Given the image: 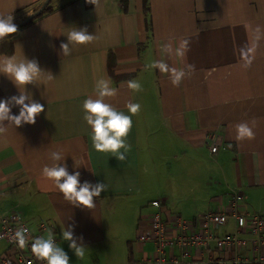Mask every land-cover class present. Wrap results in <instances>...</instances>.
<instances>
[{
	"label": "crops",
	"instance_id": "0c3cea01",
	"mask_svg": "<svg viewBox=\"0 0 264 264\" xmlns=\"http://www.w3.org/2000/svg\"><path fill=\"white\" fill-rule=\"evenodd\" d=\"M43 2L0 0V16L31 13ZM74 28H87L95 39L87 45L70 44V54L64 55L61 44L68 43L67 34ZM168 41L174 47L184 41L185 62L193 66L179 87L158 69L146 68L162 58L161 45ZM13 55L37 60L44 71L37 84L26 86L44 112L35 124L15 127L5 122L7 132L0 135V213H18L33 231L41 221L52 222L70 264H141L153 256L155 244L141 242L138 235L155 199L169 211L195 219L227 204L231 191L237 190L244 197L243 210L264 216V0H99L98 6L87 0H51L48 12L0 41V59ZM164 58L172 67L182 66L176 58ZM101 77L117 89L107 102L118 110L130 115L129 101L141 105L132 116L127 137L131 148L123 161L93 148L91 128L83 119V101L95 98V82ZM129 80H138L143 90H130ZM13 95L19 90L0 73V100ZM11 114L18 115L19 106ZM241 122L252 128L253 139H236L235 126ZM166 141L177 152L181 149L177 170L182 178L192 174L198 179L201 170L205 173L209 187L200 207L194 201L179 210L167 194L143 202L153 175L156 182L161 177L153 169L154 145ZM214 142L216 152L211 150ZM54 151L64 157L60 163L70 174L80 172L81 183L107 185L94 198V208L73 206L41 175L45 165L53 164ZM184 154L192 158L189 163ZM199 159L209 163L204 167ZM173 167L166 166L167 176ZM69 224L74 237H82L83 258L62 238ZM214 231L235 233L238 228L231 217ZM211 248L219 254L214 244Z\"/></svg>",
	"mask_w": 264,
	"mask_h": 264
},
{
	"label": "clouds",
	"instance_id": "9594fccd",
	"mask_svg": "<svg viewBox=\"0 0 264 264\" xmlns=\"http://www.w3.org/2000/svg\"><path fill=\"white\" fill-rule=\"evenodd\" d=\"M87 2L95 6L99 4V0H87ZM13 21L12 15L0 16V41L18 31L17 25ZM67 39L68 43L61 44L64 55L70 54V44L87 45L94 41L95 36L89 34L87 28H74L67 34ZM186 51L184 41H181L176 47L171 41L165 42L160 48L162 58L146 65V68L158 69L162 75L169 77L174 87H179L193 68L185 62ZM164 57L176 58L182 66L172 67ZM248 63L250 64V61ZM0 73L10 79L19 90V95L0 100V135H3L7 132L5 122L15 127H20L22 124H35L37 116L44 112V105L35 101L32 94L26 90L27 85L37 84L44 71L41 70L37 60H30L24 56L17 59L13 55L0 59ZM52 77V75L49 76V79ZM127 87L137 93L143 90L138 80H129ZM94 93L95 98L89 97L82 104L83 119L91 128L92 146L97 152L110 153L118 161H123L131 148L127 143V137L132 128V116L140 111L141 105L129 101L126 104L129 115L107 102V98L116 96L117 89L111 86L109 79L103 77L96 80ZM13 106H19L18 115L11 114ZM235 127L238 141L254 138V132L247 122H241ZM50 159L53 164L45 165L41 175L51 181L63 195L64 200L73 206L94 208V198L99 197L107 189V185L103 182L92 184L84 181L81 183L79 171L70 174L67 165L60 163L64 160L60 152H51ZM61 235L63 240L68 242L69 249L74 252L75 256L83 258L86 247L82 244V237H74L73 225L69 224L62 229ZM11 239L21 249L26 248L31 241L32 254L44 264H70L68 253L56 243L51 230L47 231L45 235L33 238L27 227H18ZM78 239L81 241L79 244Z\"/></svg>",
	"mask_w": 264,
	"mask_h": 264
},
{
	"label": "built area",
	"instance_id": "2783aa9c",
	"mask_svg": "<svg viewBox=\"0 0 264 264\" xmlns=\"http://www.w3.org/2000/svg\"><path fill=\"white\" fill-rule=\"evenodd\" d=\"M217 149V143H212V152ZM230 196L227 204L221 203L217 209L206 211L195 219L169 211L160 199L151 201L153 210L146 214L143 222L146 228L140 231L138 238L141 242H153L156 252L141 264H264V216L243 210L241 192L233 190ZM231 217L238 231L217 234L214 229L227 224ZM18 227H27L33 238L51 230L57 243L52 222L41 221L33 231L18 213H0V242L7 245L0 254V264H44L32 254L31 241L24 249L12 241ZM241 233L250 234V238L242 237ZM212 244L218 255L214 254ZM175 248L179 254L174 253ZM245 250L252 253L242 254ZM206 251L208 255L204 257Z\"/></svg>",
	"mask_w": 264,
	"mask_h": 264
},
{
	"label": "rangeland",
	"instance_id": "374dc122",
	"mask_svg": "<svg viewBox=\"0 0 264 264\" xmlns=\"http://www.w3.org/2000/svg\"><path fill=\"white\" fill-rule=\"evenodd\" d=\"M176 148V146H175ZM173 148L168 141L163 143V145H154V152H155V162L157 163L156 167H153L155 170L161 171V177L156 182V177L154 174V182L150 188L147 189V195L143 202L147 204L151 199L157 196H161L163 194L170 195L169 203L171 206H176L179 210H183L182 207H185L187 203L195 204L197 202L198 207L206 200L205 197V189L209 187L207 180L205 179V173L201 170V175L198 177H192L190 174L189 178H182V175L179 173V169L177 168V161L180 159L181 150L177 152L176 149ZM178 148V147H177ZM179 154V159L178 158ZM185 155V154H184ZM192 158L190 156H184L185 163H189ZM201 165L206 167V164L209 161L205 162L199 159L198 161ZM173 166L172 174L169 173L168 176L166 175V166L167 165ZM178 169V170H177ZM191 166H189V170ZM168 171V170H167ZM168 178V179H167ZM154 185V186H153ZM185 200V201H184ZM196 201V202H194ZM182 202L181 204H178ZM200 204V206H199ZM140 206V205H138ZM140 207H137L139 210ZM177 210V209H176ZM5 245L4 242H0V251L1 248Z\"/></svg>",
	"mask_w": 264,
	"mask_h": 264
},
{
	"label": "water",
	"instance_id": "95a60500",
	"mask_svg": "<svg viewBox=\"0 0 264 264\" xmlns=\"http://www.w3.org/2000/svg\"><path fill=\"white\" fill-rule=\"evenodd\" d=\"M50 2H51V0H44L43 4L38 9L31 12L28 16L23 18L21 21L15 23L17 25V28H20L22 25L27 24L32 19H34L36 16H39Z\"/></svg>",
	"mask_w": 264,
	"mask_h": 264
},
{
	"label": "trees",
	"instance_id": "16d2710c",
	"mask_svg": "<svg viewBox=\"0 0 264 264\" xmlns=\"http://www.w3.org/2000/svg\"><path fill=\"white\" fill-rule=\"evenodd\" d=\"M51 3V2H50ZM50 3L47 5V7L42 11V13L39 15V16H36L34 19H32L30 22H32L33 20H35L36 18H38V17H40V16H42L43 14H45L46 12H48L49 10H50ZM40 6H38V7H36V8H34V10L33 11H35L36 9H38ZM30 13L29 12H27V13H21V14H16L15 16H14V23H17V22H19V21H21L23 18H25L26 16H28ZM30 22H28L27 24H29ZM27 24H24V25H22L21 27H23V26H25V25H27Z\"/></svg>",
	"mask_w": 264,
	"mask_h": 264
}]
</instances>
